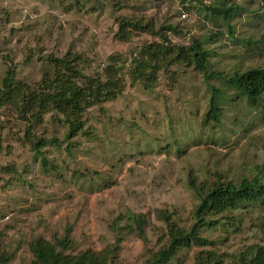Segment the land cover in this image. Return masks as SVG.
I'll use <instances>...</instances> for the list:
<instances>
[{
    "label": "rangeland",
    "instance_id": "obj_1",
    "mask_svg": "<svg viewBox=\"0 0 264 264\" xmlns=\"http://www.w3.org/2000/svg\"><path fill=\"white\" fill-rule=\"evenodd\" d=\"M226 1L237 9L228 22L233 37L225 22L194 7L186 11L179 0H0V85L9 67L16 80L34 84L48 58L71 53L81 57L86 76L113 64L125 86L117 99L88 110L72 138L61 117L50 114L27 139L25 124L0 110V256L8 264H31L28 244L37 238L68 236L70 254L99 252L117 243L113 224L123 228L129 214L145 217L146 242L126 235L116 264H144L164 242L158 211L180 224L191 219L198 199L190 181L237 184L261 172L264 180L258 109L226 102L221 124L204 127L211 87L226 91L220 78L206 81L193 68L172 66L146 90L128 73L133 55L158 36L130 29L129 41L116 37L119 18L148 22L154 33L172 26L180 31L171 34L173 45L192 39L209 50V72L264 69V3ZM31 141L45 145L35 153ZM225 216L227 226L203 234L219 253L264 246V203ZM197 251L183 250L170 264H193Z\"/></svg>",
    "mask_w": 264,
    "mask_h": 264
},
{
    "label": "trees",
    "instance_id": "obj_2",
    "mask_svg": "<svg viewBox=\"0 0 264 264\" xmlns=\"http://www.w3.org/2000/svg\"><path fill=\"white\" fill-rule=\"evenodd\" d=\"M259 1L264 3V0ZM179 2L186 11L188 6L201 9L207 13L206 19L214 23L222 20L228 26L229 36L233 37V29L228 25L229 19L237 11L233 4L226 0L213 6H207L205 0ZM117 25L116 37L120 41H129L130 29L157 35L159 39L157 42L145 44L138 55H133L128 73L132 83H139L144 89L152 90L157 83L158 72H167L172 66L184 65L202 73L206 81L213 77L220 78L226 88L224 92L211 87L204 127L209 124L219 126L224 117V104H234L239 100H244L248 106L258 109L260 119L264 122V69H249L223 77L209 72L210 52L202 43L190 39L185 45H173L171 34L178 36L180 31L172 26L163 27L154 33L152 24L135 19L119 18ZM210 38L209 35L204 44ZM82 63L80 56L71 53L62 58H48L41 78L31 85L16 80L15 70L9 67L0 85V110H11L16 119L25 124L27 139L33 129L43 124L44 117L50 114L61 117V122L67 127L68 138L75 137L83 130L84 114L91 108L117 99L125 87L113 64L107 66L101 74L86 76L82 71ZM51 143L55 144L56 141ZM44 145V142L31 141L35 153ZM261 173L237 184L225 183L220 178L212 184L190 181L189 187L198 199L191 219L180 224L172 213L158 211L156 219L163 225L164 242L157 251L151 253L144 264H170L180 252L191 248L198 250L194 254L193 264H264L263 245L253 244L234 253L221 254L215 248V240L203 236L208 230L227 226V213L264 203V180L260 178ZM118 221L113 224L117 243L99 252L87 250L70 254L71 242L68 236L54 242L43 238L32 240L28 244V251L32 256L31 264H116L119 243L124 237L137 235L146 242L147 228L143 215H127L123 228L117 226ZM9 260L6 255L0 256V264H8Z\"/></svg>",
    "mask_w": 264,
    "mask_h": 264
}]
</instances>
